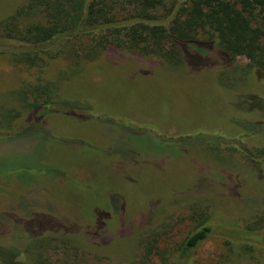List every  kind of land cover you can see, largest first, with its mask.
<instances>
[{"label":"rangeland","instance_id":"1","mask_svg":"<svg viewBox=\"0 0 264 264\" xmlns=\"http://www.w3.org/2000/svg\"><path fill=\"white\" fill-rule=\"evenodd\" d=\"M26 1L0 0V22ZM190 64L112 50L72 74L0 55V264H264V160L224 138L264 149V74ZM52 84L54 111L22 106ZM202 215L212 233L179 260Z\"/></svg>","mask_w":264,"mask_h":264},{"label":"trees","instance_id":"2","mask_svg":"<svg viewBox=\"0 0 264 264\" xmlns=\"http://www.w3.org/2000/svg\"><path fill=\"white\" fill-rule=\"evenodd\" d=\"M112 50L187 67L196 54L205 56L209 65L212 56L218 57L227 67L244 57L264 74V0H27L0 22V55L8 53L28 67L64 59L76 74L86 63L101 62ZM54 85L33 90L45 94L42 104L22 106L43 116L54 111ZM24 93L20 90V101ZM136 124L131 122L128 127L134 129ZM162 132L167 137L172 133ZM204 138L191 144H201ZM224 138L255 164L264 160V149L234 145L237 134L235 139ZM213 140L222 145L219 139ZM209 220L205 215L199 217L178 244L179 260L188 258L212 233ZM259 223L264 225V216ZM151 250L148 247L147 254ZM171 263L169 259L162 262Z\"/></svg>","mask_w":264,"mask_h":264}]
</instances>
